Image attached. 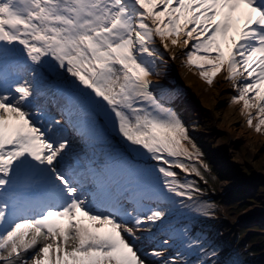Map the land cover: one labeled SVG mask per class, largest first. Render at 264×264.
I'll list each match as a JSON object with an SVG mask.
<instances>
[{"label":"snow or ice","instance_id":"1","mask_svg":"<svg viewBox=\"0 0 264 264\" xmlns=\"http://www.w3.org/2000/svg\"><path fill=\"white\" fill-rule=\"evenodd\" d=\"M170 45L264 132V0H0V264H217Z\"/></svg>","mask_w":264,"mask_h":264},{"label":"rangeland","instance_id":"2","mask_svg":"<svg viewBox=\"0 0 264 264\" xmlns=\"http://www.w3.org/2000/svg\"><path fill=\"white\" fill-rule=\"evenodd\" d=\"M208 67L209 66L205 65V68ZM197 70L199 71V69ZM165 71L170 75L172 69H166ZM221 73L223 76L225 75L223 71H221ZM218 75H220V73L214 77L213 82H219L220 78H218ZM198 78L206 83L200 78L199 72ZM173 85V87H171V85L163 86L173 89L178 93L179 100L177 102H179V104L176 103L175 106L181 119H183L188 126L189 133L199 149L200 159L207 165L206 172L201 168L207 182L201 180L197 176H187L184 173H180L179 179L183 180L187 178L195 181L196 186L201 189V192H194L192 195L195 194L196 196L200 195V197H208L207 199L197 198V201H205L213 205V211L215 213L212 216L198 215L185 207L189 204H192L193 207L196 206L193 204V201L186 199L183 200L185 206L179 203L176 204L178 212L175 219L180 223L187 224L193 233L201 235L217 252L228 248L222 254H217L215 258L217 263L232 264L234 261L232 257L236 259L240 258L241 260L247 258L246 261L248 263V261L252 259L250 256L254 257L258 254L254 248L249 249L250 244L259 241L260 244L263 245L262 243L264 242L263 237L258 233H255V237L252 234L249 235V242L247 240V235L250 234V231L255 232L257 228H259L258 232L264 231V217L260 218V220L263 219L261 222L259 221V215L263 214L264 216V133L262 135H257L255 131V136L254 133L252 134L253 128H250L248 130L250 134L243 135L247 133L243 132V134L241 133L239 135L240 137H235L238 131H234V133L231 132L230 134L229 130L225 128L226 125H224V123L223 125H219V123L223 122L220 119V114H218L219 111L222 110L217 111V106L215 105L212 108L210 107L211 109H207V107L202 108L201 103L197 101L196 95L189 89H185V87L177 83ZM212 87L211 85V88ZM183 101L185 103L180 104ZM179 105L189 110V113H186L185 109H180ZM212 109L213 111H211ZM251 111L255 113V109H251ZM255 123L256 121L253 122V124ZM253 137L256 139L254 140ZM192 161L193 160H186L185 163H197H193ZM176 171L179 172L178 169ZM254 171L256 175L261 176L259 183H257L259 179L253 183ZM240 173H242L245 178L242 177ZM218 181H220L219 184L222 187H227V193L232 198L239 194V198H237L232 205L225 207L226 215L222 214L220 207L221 203H218L219 200H216V187ZM256 183L257 185L255 187ZM233 187L237 188L235 192ZM219 190L221 191L222 188ZM180 199L183 198H177L178 201ZM194 200H196V198ZM259 211L262 213H259ZM180 213H183V215ZM234 213L237 214L233 219H240L241 223L239 225L244 228L240 229V231L238 230L239 232H237L236 235L216 238L217 234L226 229L228 216ZM230 240H234L238 242V244H233ZM230 251L233 252L231 256L229 255V253H231Z\"/></svg>","mask_w":264,"mask_h":264},{"label":"bare ground","instance_id":"3","mask_svg":"<svg viewBox=\"0 0 264 264\" xmlns=\"http://www.w3.org/2000/svg\"><path fill=\"white\" fill-rule=\"evenodd\" d=\"M157 47H160L159 41L157 40L156 43ZM170 52H175L177 55V59L175 60H168V64L165 69L162 70V74L159 78H153V82L161 85H166L173 87L175 83L180 84L181 86L185 87V89H189L194 95L197 97V101L201 103L202 108L211 109L214 105L217 106V111H219L218 114H220V119L223 121L219 123V125H226V129L229 130V133H234V131H238L237 136H239L243 132H247V135L250 134L248 130L250 127L246 123V117L241 116L240 114V107L241 104H230L231 97L233 95H236L235 90L232 88V85L230 82H228L225 79V75L220 72V75H218L220 78L219 82H213L212 88L208 84L204 83L198 78V70L185 67L182 63V60L179 58L181 56V53L185 51L186 49H181L179 47L172 48L171 45L169 46ZM161 51H164L163 48H161ZM169 52H165V59H168ZM166 69H172L171 76L167 74ZM165 77V78H163ZM159 81H157V80ZM211 88V89H210ZM179 104V102H177ZM185 103L184 101L180 104ZM185 105V104H184ZM211 105V106H210ZM211 107V108H210ZM180 109H185L182 105H179ZM216 108V107H215ZM222 108V109H221ZM186 110V109H185ZM213 111V109L211 110ZM256 111V110H255ZM186 113H189V110L185 111ZM217 113V112H216ZM255 115V113L253 112ZM256 121L255 119L253 122ZM256 136V132L253 130L252 134ZM264 132L258 133L257 135H262ZM242 136V135H241ZM249 136V135H248ZM240 137V136H239ZM255 140L256 138L253 137ZM238 165V164H237ZM259 213H262L259 211ZM262 215V216H261ZM259 221L261 217H264L263 214L259 215Z\"/></svg>","mask_w":264,"mask_h":264},{"label":"trees","instance_id":"4","mask_svg":"<svg viewBox=\"0 0 264 264\" xmlns=\"http://www.w3.org/2000/svg\"><path fill=\"white\" fill-rule=\"evenodd\" d=\"M252 264H264V263H252Z\"/></svg>","mask_w":264,"mask_h":264}]
</instances>
